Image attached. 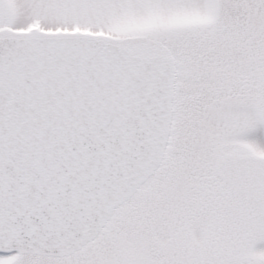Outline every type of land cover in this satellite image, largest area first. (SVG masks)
I'll use <instances>...</instances> for the list:
<instances>
[{
  "label": "snow or ice",
  "instance_id": "snow-or-ice-1",
  "mask_svg": "<svg viewBox=\"0 0 264 264\" xmlns=\"http://www.w3.org/2000/svg\"><path fill=\"white\" fill-rule=\"evenodd\" d=\"M0 264H264V0H0Z\"/></svg>",
  "mask_w": 264,
  "mask_h": 264
}]
</instances>
